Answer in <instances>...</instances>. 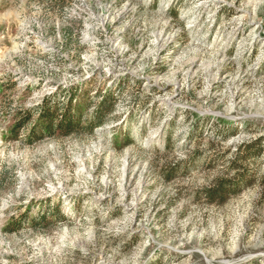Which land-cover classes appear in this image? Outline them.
<instances>
[{"label":"rangeland","instance_id":"obj_1","mask_svg":"<svg viewBox=\"0 0 264 264\" xmlns=\"http://www.w3.org/2000/svg\"><path fill=\"white\" fill-rule=\"evenodd\" d=\"M77 84L116 95L93 133L9 136ZM253 140L259 177L264 0H0V264H264L262 185L201 192Z\"/></svg>","mask_w":264,"mask_h":264},{"label":"trees","instance_id":"obj_2","mask_svg":"<svg viewBox=\"0 0 264 264\" xmlns=\"http://www.w3.org/2000/svg\"><path fill=\"white\" fill-rule=\"evenodd\" d=\"M81 91L82 88L78 84L68 86L43 96L34 106L18 109L9 128V136L11 138L22 136L25 143L32 144L45 137L93 133L96 127L107 120L116 95L100 89L95 90L101 98L90 110L92 98L87 96L89 90ZM260 143L259 140H253L237 146L234 157L225 166L226 173H230L232 169H237V173L230 177H216L210 185L203 188L201 192L207 203L222 204L228 197L237 194L255 181L264 188V173L257 177L243 162L252 163L259 156ZM172 174L170 171L165 177L168 178ZM54 217L64 218L59 211L52 209L41 213L31 223L34 227H45L54 221Z\"/></svg>","mask_w":264,"mask_h":264}]
</instances>
